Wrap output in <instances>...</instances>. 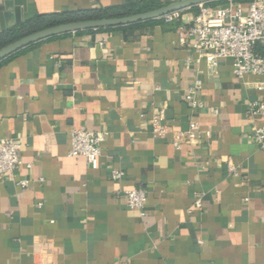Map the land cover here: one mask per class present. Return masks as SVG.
I'll return each instance as SVG.
<instances>
[{"label":"crops","instance_id":"obj_1","mask_svg":"<svg viewBox=\"0 0 264 264\" xmlns=\"http://www.w3.org/2000/svg\"><path fill=\"white\" fill-rule=\"evenodd\" d=\"M132 1L26 0L20 21ZM262 80L237 78L230 58L209 68L154 21L59 34L3 60L0 137L20 143L21 164L0 178V264H264V150L251 137L264 118L247 113ZM73 128L105 134L95 167L68 154ZM138 185L143 217L122 194Z\"/></svg>","mask_w":264,"mask_h":264},{"label":"built area","instance_id":"obj_2","mask_svg":"<svg viewBox=\"0 0 264 264\" xmlns=\"http://www.w3.org/2000/svg\"><path fill=\"white\" fill-rule=\"evenodd\" d=\"M166 3L178 0H162ZM188 10V9H187ZM174 11L156 20L159 24H174L182 42L189 43L198 54L203 57L209 68L217 65L222 58L232 60L233 73L237 78L245 75L264 76V0H248L246 4L237 0H227L221 5L200 4L190 19L184 21V12ZM200 88V81L193 87L194 93ZM258 89L264 90V80L258 83ZM189 105L196 107L190 97ZM198 106H201L199 104ZM247 113L250 116L264 118V102L254 100L248 103ZM162 115L154 116L152 132L159 137L166 134L161 124ZM197 125L194 124L186 132L174 133L173 144L177 147L183 139H193L196 136ZM105 134L85 128H73L70 131V156H82L90 167H95L101 153V143ZM251 137L264 150V125L253 129ZM20 143L13 138L0 137V178L13 177L21 164L19 150ZM123 171L113 169L110 177L119 181ZM28 180H20L19 186H28ZM126 205L143 217L146 214V192L138 185L122 190ZM195 208L202 207L200 198L194 202Z\"/></svg>","mask_w":264,"mask_h":264},{"label":"trees","instance_id":"obj_3","mask_svg":"<svg viewBox=\"0 0 264 264\" xmlns=\"http://www.w3.org/2000/svg\"><path fill=\"white\" fill-rule=\"evenodd\" d=\"M238 1H246V0H238ZM226 2L227 0H217V1H212V2L205 3V4L221 5ZM164 4H166V2L162 0H136V1L126 2L123 4H117V5H112V6H100V7L86 8V9L66 10V11H61V12H51V13H41V14L38 13L30 18L19 21L18 23L14 24L11 27L4 29L3 31H0V49L4 47L5 45L12 43L15 40L20 39L26 35H29L33 32H36V31H39L44 28L54 26L57 24L81 21V20L121 17V16L131 15L134 13H139V12H143L146 10L154 9ZM196 9H197V6H194L188 10L196 11ZM150 21L151 22L154 21L158 23V20L156 19L142 21V22H150ZM139 23L141 22L126 24V25H121V26H115V27L97 28L95 30L120 28V27L131 26V25H135ZM91 30L93 29L79 30L75 32H84V31H91ZM63 34H68V33H63ZM55 36H52V37H55ZM35 43L29 44L26 47L21 48L11 53L7 57L0 60V63L3 60L28 48L29 46H32Z\"/></svg>","mask_w":264,"mask_h":264},{"label":"water","instance_id":"obj_4","mask_svg":"<svg viewBox=\"0 0 264 264\" xmlns=\"http://www.w3.org/2000/svg\"><path fill=\"white\" fill-rule=\"evenodd\" d=\"M217 1V0H178L175 2L166 3L160 7L146 10L139 13H134L131 15L113 17V18H100V19H91V20H81L68 23L57 24L44 28L42 30L33 32L29 35H26L20 39L15 40L12 43H9L0 49V60L7 57L11 53L26 47L29 44L38 42L40 40L63 34L69 32H75L79 30L87 29H97V28H106V27H115L121 26L136 22H142L152 19H157L165 14L174 12V11H183L190 9L191 7L198 6L200 4H205L208 2ZM14 14L15 22L18 23L21 19V13L26 9V0H14ZM8 3L3 0L0 2V31L5 29L4 25V16L3 13L7 7Z\"/></svg>","mask_w":264,"mask_h":264},{"label":"rangeland","instance_id":"obj_5","mask_svg":"<svg viewBox=\"0 0 264 264\" xmlns=\"http://www.w3.org/2000/svg\"><path fill=\"white\" fill-rule=\"evenodd\" d=\"M196 11H192V10H185L184 12H183V14H186V13H191V14H193V13H195Z\"/></svg>","mask_w":264,"mask_h":264}]
</instances>
